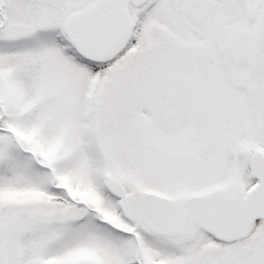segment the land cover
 Segmentation results:
<instances>
[{
    "label": "snow or ice",
    "instance_id": "obj_1",
    "mask_svg": "<svg viewBox=\"0 0 264 264\" xmlns=\"http://www.w3.org/2000/svg\"><path fill=\"white\" fill-rule=\"evenodd\" d=\"M0 264H264V0H0Z\"/></svg>",
    "mask_w": 264,
    "mask_h": 264
}]
</instances>
